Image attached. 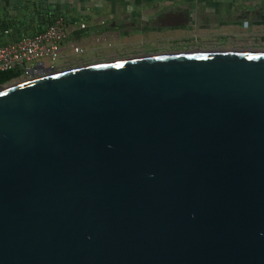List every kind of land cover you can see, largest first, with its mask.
Returning a JSON list of instances; mask_svg holds the SVG:
<instances>
[{
    "label": "water",
    "instance_id": "95a60500",
    "mask_svg": "<svg viewBox=\"0 0 264 264\" xmlns=\"http://www.w3.org/2000/svg\"><path fill=\"white\" fill-rule=\"evenodd\" d=\"M37 70L0 86V264H264V49Z\"/></svg>",
    "mask_w": 264,
    "mask_h": 264
},
{
    "label": "crops",
    "instance_id": "0c3cea01",
    "mask_svg": "<svg viewBox=\"0 0 264 264\" xmlns=\"http://www.w3.org/2000/svg\"><path fill=\"white\" fill-rule=\"evenodd\" d=\"M60 18L68 37L57 71L125 59L127 48L176 18L215 21L231 36L243 34L241 40H264V0H0V47L45 31ZM75 46L84 53L76 54Z\"/></svg>",
    "mask_w": 264,
    "mask_h": 264
},
{
    "label": "built area",
    "instance_id": "2783aa9c",
    "mask_svg": "<svg viewBox=\"0 0 264 264\" xmlns=\"http://www.w3.org/2000/svg\"><path fill=\"white\" fill-rule=\"evenodd\" d=\"M81 28L86 29V25L83 24ZM67 37L66 22L60 18L45 31L33 36L21 37L15 42L1 46L0 74L13 72L18 75L6 84L15 85L37 78L36 72L40 63H44L46 68H55V64L62 54V45ZM74 52L83 54L84 49L81 46H75Z\"/></svg>",
    "mask_w": 264,
    "mask_h": 264
},
{
    "label": "flooded vegetation",
    "instance_id": "af4514ba",
    "mask_svg": "<svg viewBox=\"0 0 264 264\" xmlns=\"http://www.w3.org/2000/svg\"><path fill=\"white\" fill-rule=\"evenodd\" d=\"M214 19L213 17L211 18ZM220 24V23H219ZM218 23H215L206 20L200 21L198 24H190L185 20L180 21L179 18H176L174 22L170 23L169 25H160L158 28H155L156 32H151L150 39L149 40H139L141 44H156L159 48H179L181 47V50L173 52V53H182V52H196V51H213L214 49L209 48L210 46H213L214 43H206L201 47L199 44H195L193 41H187L192 40V36L198 37L201 34H208L209 36H220L225 35L228 33V31H225L227 28L222 29V27L219 26ZM223 25V24H222ZM180 38H184L183 41H180L179 43H176L174 40H179ZM171 40L170 42H168ZM258 43H249L247 47L243 46V48H238L239 50H248L245 48H251V47H261L264 46V40H256ZM245 47V48H244ZM211 49V50H208ZM263 50V48H261ZM261 49H254L253 50H261ZM219 50V49H215Z\"/></svg>",
    "mask_w": 264,
    "mask_h": 264
},
{
    "label": "rangeland",
    "instance_id": "374dc122",
    "mask_svg": "<svg viewBox=\"0 0 264 264\" xmlns=\"http://www.w3.org/2000/svg\"><path fill=\"white\" fill-rule=\"evenodd\" d=\"M231 33H227L225 35L220 36H209L208 34H201L198 37L192 36V40L187 41H193L195 44L205 45L206 43H214L213 46H210L209 48L212 49H219V50H239L238 48H243V46L247 47L249 43H257L256 40H248L249 37H245V40H241V37L244 35L239 33L231 36ZM184 38H180L179 40H174L176 43H179L180 41H183ZM169 40L168 42H170ZM260 41V40H259ZM258 44V43H257ZM244 47V48H245ZM254 49H264V46L261 45V47H251V48H245L248 50ZM181 50V47L179 48H159L156 44H138L136 43L133 45V48H127L125 50V53L123 57L125 59L128 58H134V57H140V56H146V55H163V54H171L173 52ZM211 50V49H208ZM262 50V49H261ZM11 83L4 84L1 86V88H7L10 87Z\"/></svg>",
    "mask_w": 264,
    "mask_h": 264
},
{
    "label": "trees",
    "instance_id": "16d2710c",
    "mask_svg": "<svg viewBox=\"0 0 264 264\" xmlns=\"http://www.w3.org/2000/svg\"><path fill=\"white\" fill-rule=\"evenodd\" d=\"M53 23H51L50 25H52ZM40 33V32H39ZM17 41V40H16ZM15 42V41H13ZM9 44V43H8ZM6 45V44H5ZM18 75H15L13 72H5V73H1L0 74V80H1V83L0 85H4L8 82H10L14 77H16ZM4 78H7L6 80H3Z\"/></svg>",
    "mask_w": 264,
    "mask_h": 264
}]
</instances>
